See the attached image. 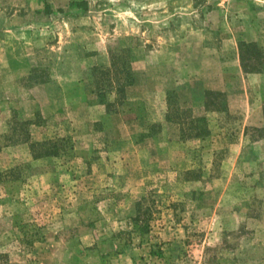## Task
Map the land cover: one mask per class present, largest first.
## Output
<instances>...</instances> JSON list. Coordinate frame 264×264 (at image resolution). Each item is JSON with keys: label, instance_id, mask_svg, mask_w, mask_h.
Masks as SVG:
<instances>
[{"label": "rangeland", "instance_id": "1", "mask_svg": "<svg viewBox=\"0 0 264 264\" xmlns=\"http://www.w3.org/2000/svg\"><path fill=\"white\" fill-rule=\"evenodd\" d=\"M203 1L0 0V264H264V0Z\"/></svg>", "mask_w": 264, "mask_h": 264}, {"label": "trees", "instance_id": "2", "mask_svg": "<svg viewBox=\"0 0 264 264\" xmlns=\"http://www.w3.org/2000/svg\"><path fill=\"white\" fill-rule=\"evenodd\" d=\"M207 0H204L203 2L206 3ZM203 3V4H204ZM239 56H240V62L241 66L245 73H259L261 67L264 65V49L260 48L258 44L256 43H247V42H240L239 43ZM125 73V78H119L117 82L116 91L119 94V96L124 94L125 88L128 85H131L133 83V78L131 75V64H128V67H126L124 70L117 71V76L120 74ZM102 96V95H101ZM221 94L214 93V92H207L206 93V103L205 106L207 109H214L216 107L215 100L219 98ZM168 120H174L183 122L184 128L182 131V136L185 140L189 139H195V138H202L208 134V129L206 127V121L205 119L198 118V119H182L181 117H177V119L172 118V116L169 114L167 116ZM186 126H188L186 128ZM48 143H35L32 146L33 154H35L36 157H42V156H48L50 153L47 149ZM42 147L47 149H41L44 151L36 150V148ZM138 220V219H135ZM150 226L148 222H146L143 225V232H148Z\"/></svg>", "mask_w": 264, "mask_h": 264}]
</instances>
